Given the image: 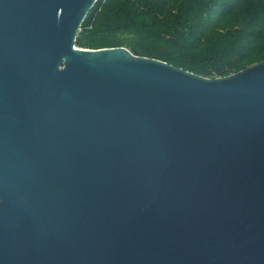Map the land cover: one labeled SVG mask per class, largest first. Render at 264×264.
<instances>
[{
	"label": "water",
	"instance_id": "95a60500",
	"mask_svg": "<svg viewBox=\"0 0 264 264\" xmlns=\"http://www.w3.org/2000/svg\"><path fill=\"white\" fill-rule=\"evenodd\" d=\"M97 1L0 0V264H264V61L79 47Z\"/></svg>",
	"mask_w": 264,
	"mask_h": 264
},
{
	"label": "trees",
	"instance_id": "16d2710c",
	"mask_svg": "<svg viewBox=\"0 0 264 264\" xmlns=\"http://www.w3.org/2000/svg\"><path fill=\"white\" fill-rule=\"evenodd\" d=\"M77 45L128 46L204 77H224L264 61V0H98Z\"/></svg>",
	"mask_w": 264,
	"mask_h": 264
},
{
	"label": "rangeland",
	"instance_id": "374dc122",
	"mask_svg": "<svg viewBox=\"0 0 264 264\" xmlns=\"http://www.w3.org/2000/svg\"><path fill=\"white\" fill-rule=\"evenodd\" d=\"M81 31V30H80ZM80 33V32H79ZM125 38H130V35H127V34H124L123 35ZM125 47H127V48H129L128 46H125ZM130 50H131V48H129ZM132 52V51H131Z\"/></svg>",
	"mask_w": 264,
	"mask_h": 264
}]
</instances>
